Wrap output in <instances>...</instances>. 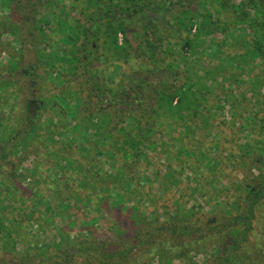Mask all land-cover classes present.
<instances>
[{"label":"rangeland","instance_id":"rangeland-1","mask_svg":"<svg viewBox=\"0 0 264 264\" xmlns=\"http://www.w3.org/2000/svg\"><path fill=\"white\" fill-rule=\"evenodd\" d=\"M56 1H59L58 7L53 11L56 19L51 21L50 27L44 28L39 24L40 22H37L40 21L39 18L37 21L34 19L35 23L37 22L36 25L41 27L35 28L33 25L30 30L24 28L22 38L17 34L11 36L0 29V78L10 74L6 68L11 58L9 53L16 58V53L22 50L25 44L40 61L43 73H38L41 81L37 84V89L38 93L41 92L42 98L47 99L46 105L44 104L37 118L35 110H32V115L29 114L27 117L26 106L21 107L17 101L23 92H20L18 87L23 84V80L16 85L17 95L13 87L0 92V117L4 114L5 117L10 118L12 111L15 110L16 116L23 119L21 122L24 127L27 126L29 118L31 122L37 119L39 133V140L28 142L24 152L12 156L10 160L14 162L13 164H17L18 180L24 188L15 195L16 200L32 214L33 222L28 225L29 222L25 217L17 220L18 226L19 224L21 226L19 232L23 237V241L16 244V253L19 255L0 258V264L4 260L10 262L13 261L12 258H19L26 252L24 247L27 245H30L29 248L32 249L29 251V259L33 264H93L99 259L98 256L78 251L80 249L78 242H84L82 238L92 237L94 231L95 237L101 236L106 216L98 207V190L93 191L90 187L82 188L74 179L78 174V168L83 165L81 163L85 161L82 157L85 154L81 155L79 147L81 144H86L87 138H82L70 130L65 131L67 127L70 128L73 125V121L66 118L65 111L62 109V107L67 109L68 104L77 106L79 101L84 100L87 95L80 87V79L73 81L68 67L69 61L73 60L77 54V49L83 48L84 43H87L84 40L86 34L92 37L90 45L93 46L91 51L94 53L90 55V58L93 60V65L98 64V67L101 64L104 65L102 69H99L98 75L104 80L103 88L108 92V97L102 99L105 109H110L107 105V100L110 98H117L120 101L117 107L133 109L151 91L149 82L154 83L156 88H162L160 82L167 80L181 85L187 78L193 77L192 72L206 79L204 81L214 88V94L206 93L205 95L207 107L213 106L216 102L214 96L223 95L226 92L237 95L235 99L228 97L227 101H223L219 110L212 109V113L216 112L214 117L207 114H201L198 117L184 114V121L167 123L168 125L164 126L158 125L152 135L145 132H139L140 137L137 134L132 135L133 138L136 136L140 145H144V139L147 143L157 142L158 144L146 155L149 164L139 157L138 160H133L130 168L137 177L141 176L138 193L144 197L148 196L150 203H138L140 196L135 195L133 202L121 205L120 211L125 215L127 210L136 204L139 213L143 215L139 218H146L148 224L153 217L157 220V226H154L156 232L152 234L151 241L166 240L170 242V245H181L182 248L184 244L188 245L186 252L181 250L176 254L155 251L150 260H145L143 257L141 263L264 264V192L258 190L259 186L264 185V133L261 132L264 127V62L253 61L258 63L253 65L251 63L254 71L241 74L242 69L245 71L243 66L246 67L243 59L236 57L235 62L230 66L225 58L227 55L234 56L233 54L236 53L240 55L242 53L240 48L228 49L221 57L214 53L215 48L207 50L201 45H195L191 52L183 53L181 47L185 35L182 30L179 31L177 28L176 33L168 30L166 36L163 35L165 34L164 26L161 23H158L161 27L160 36L150 37L156 48L154 60L148 61L149 56L146 53H143L142 59L129 57L126 59L128 61L117 60L112 50L114 38L110 36V33L105 34L111 28L120 27L118 24L116 26L117 20L114 22L116 17L113 13H109L107 18L102 16L99 20L100 24H97L98 29L95 35L87 30L89 26L87 18L92 16V12L104 10L110 5L117 9L123 6L121 1L115 3L111 0ZM186 1L194 8L198 5L196 10L199 11V15L203 13L204 7H199L201 4L199 0ZM238 2L239 0L235 5H238ZM1 3L0 23L3 24L11 13L3 10ZM165 4H168L165 10L172 4L180 9L179 0H166ZM209 7L210 5L207 8L213 14V8ZM165 10L164 13H167ZM106 11L109 12L108 9ZM149 12L152 14L147 18V23H144V32L140 28L132 27V32L127 35L130 46L126 51L132 55L140 53V48L144 49V35L149 34L156 27L154 18L158 13L150 10ZM230 13L232 15V12L226 9L222 19H226ZM41 14L43 15L44 12ZM59 18L62 19L63 24L61 30L57 22ZM244 29L239 28L237 32L242 33L243 36L247 33L246 37L249 39L252 31ZM39 30H42V33ZM29 31L34 34L33 37L27 34ZM187 36L194 40L196 27ZM64 38H69L72 44L64 42ZM216 39V41L221 40V35H216ZM117 45L124 46V37L121 39L117 36ZM100 56H102L101 60ZM84 59L87 61L86 57ZM51 64H54V67L50 68ZM215 65L221 66L222 72L213 73ZM90 73H83V77L87 79ZM133 80L140 82L143 86L139 88L137 84L131 82ZM27 91L26 95L20 98L21 101L26 102L29 98L30 92ZM5 93L10 94L5 95ZM57 95L66 98V106L61 107V104H57ZM29 100L30 98L28 102ZM15 104L17 107H14ZM53 104L58 105L54 108L55 110H51ZM109 112L115 119V112L113 110ZM130 114L122 116V118H130V121L128 119L123 121L122 126L127 127L131 124L133 115ZM82 117L81 114L77 115L79 122ZM120 126L118 125L119 128ZM184 126H187V129H184ZM90 133V131L87 132V134ZM123 138L120 137L121 140ZM69 144L70 146L67 147L66 145ZM93 155L92 151L88 156ZM143 155L140 153V156ZM114 159L120 160V155L114 156ZM44 164L48 168L54 167L53 172L48 171V175L52 174V176L54 171H58L57 165L66 168L56 178L57 181H62L63 179L60 180V178L66 175L67 183L54 185V188L48 191L42 190L43 199L50 194L52 197L54 195L58 197L70 193L76 198L78 196L83 198L84 203H77L74 197H69V206L65 211L60 210V214H57L59 211L56 209L54 214L45 213L43 199L38 205H34L29 194H25V190H30V184L35 180L36 175L40 174L41 177L43 172L38 170L40 165ZM36 168H38L37 172ZM71 168L75 170L71 171ZM106 170L105 167L104 171ZM171 171L178 178V185L173 187L167 183L168 189L163 192L159 182H167L168 173L171 174ZM110 172L113 171L110 170ZM145 172L148 173L146 174L148 180H144ZM67 174H71L72 177H68ZM51 178L47 177L43 181L44 186L41 187L45 189L46 185L49 186ZM10 183V181L6 182L8 188ZM5 190L4 188L0 191L7 194ZM249 190L254 194L250 195ZM3 204L6 202L4 201ZM13 205L11 201L6 205L9 207L4 211L7 217L22 213L17 208L19 205ZM95 219L97 222L93 223ZM115 220L116 218L113 221ZM58 229L62 230L61 233L68 235L70 243L75 245H68V241L57 247L60 244ZM47 245L49 248L45 252V257L38 248H44ZM67 249L72 253L69 258L65 256L68 253H63ZM141 249L145 250L143 247L138 251Z\"/></svg>","mask_w":264,"mask_h":264},{"label":"trees","instance_id":"trees-1","mask_svg":"<svg viewBox=\"0 0 264 264\" xmlns=\"http://www.w3.org/2000/svg\"><path fill=\"white\" fill-rule=\"evenodd\" d=\"M55 1L56 0H1L2 3H0L3 10L9 11L11 14L6 18L3 24L0 23V29L11 36L17 34L18 37L22 38V33L25 32L24 28L30 30V27L33 25L35 28L36 26L41 27V25L44 28L50 27L52 24L51 21L56 19V15H54L53 11L58 7L59 1ZM111 1L112 3L121 1L123 6L117 9L112 5L108 6V8L105 7L104 10H101L102 16L113 13V16L116 17L119 13L129 11L128 8H126L127 6L132 5L131 7H133L135 3L142 2V0ZM185 1L186 0H179L180 9H177L175 5L172 4L165 10L167 13H164V11L160 10V7H164V0H144V3H146L150 11L160 15L156 27H154L149 34L144 35L146 41H144V49L140 48V53L133 55L126 51L130 43L127 39L128 36L124 33L123 27L120 26L116 29L113 39L114 47L112 49L113 53H115V58L125 61H128L126 59H129V57L133 59H142L143 53H146L149 56L147 59L148 61L154 60L156 48L150 37L156 38L160 36L159 32L161 27L158 26V23H161L164 26L165 34L163 35L167 36L168 30H173L174 33L177 32V28L179 31L182 30L185 35L181 47L183 53L186 51L191 52L195 45H201L207 50L215 48L214 53L219 54L221 57L228 49L233 50L240 48L242 50L240 55L236 53L233 54L234 56L227 55L225 58L231 66L233 62H235L236 57H241L247 67L243 66L246 72L242 69L241 74L254 71L253 67H251V63L253 65L257 62L253 61H259L260 63L264 62V0H239L238 5H235L238 0H199L201 2L199 7H204V11L200 13V15L198 14L199 11L196 10L198 5L194 8L189 2L187 3L186 1L185 3ZM116 5L118 6V3ZM209 5L213 8V14L207 8ZM154 7L156 8L153 9ZM107 9L109 12L106 11ZM226 9L230 10L232 15L230 13V16L226 19H222ZM113 10H117V13H114ZM43 12L44 14L42 15L41 13ZM37 18H39L40 21H37ZM34 19L40 22L39 24L41 25H36L37 22L35 23ZM57 22L61 30L63 28L62 19L59 18ZM194 27H196V36L194 40H191L187 35H190ZM239 28L251 30V37L247 39V33L243 36L242 33L237 32ZM39 31L42 33V30ZM119 33L124 36V46L117 45V36ZM27 34L31 37L34 36L31 31ZM86 35L84 40L87 43H84L85 46H83V48L77 49V54L74 59L69 61L67 58H64L66 61H69V74L73 76V81L80 79V87L87 93L85 96L86 98L79 101L77 106H71L70 104L66 106V98L60 95L56 96L57 104H61V107L64 105L67 107V109L62 107L65 111L66 118L73 121V125L70 128L67 127L65 131L70 130V132L74 134L77 133L82 138H87L86 144H81L79 147L81 155H83V153L85 154V156H82L85 161L81 163L85 167L81 165L79 167L81 170L78 168V174L75 175L76 177H74V179L82 188L90 187L93 191L98 190V207L106 216L101 236L95 237L94 231L92 237L82 238L84 242H78V247H80L78 251L98 256L99 259L93 264H143L141 263L143 257L145 260H150L155 251L173 254L181 250L186 252L188 245L185 244L182 248L181 245H170V242L166 240L159 242L151 241L152 234L156 232L154 229L156 227L154 226H157V220L153 217L148 224L145 220L146 218H141L143 215L141 212L139 213L136 204H133L125 215L120 211L121 205L133 202V197L135 195L140 196L138 203H150L148 196L145 195L144 197L138 193L140 192L139 189L141 184L139 180H141V178L139 177L141 176L137 177L130 168L132 167L133 160H138L139 157L149 164L146 155L152 152L158 144L157 142L147 143L144 139V145H140L138 144L136 136L133 138L132 135L137 134V136L140 137L139 132L152 135L158 125L164 126L167 123L173 124L172 122L184 121V114L197 117L201 114H207L214 117L213 115L216 114V112L212 113V109L216 111L219 110L223 101H227L228 97L230 99H235L237 95L232 92H226L223 95L214 96L216 102L213 106L207 107V98L205 95L206 93L208 95L214 94V88L208 85L207 81H204L206 79L201 78L196 72H192L191 75L193 77L187 78L181 85L167 80L160 82L163 86L162 88H156L154 83L149 82L151 91L148 92L144 100L139 101L133 109L117 107L120 104L117 98L108 99L107 105L110 109H105L104 104H102V99L103 97H108V92L103 88L104 80L100 79L98 75L99 69H102L104 65L101 63L99 67L98 64L93 65V60L90 58V55L94 53V51H91L92 46L90 45L92 37L91 35ZM216 35H221V40L216 41ZM19 40L21 41L22 39ZM64 42L72 44L69 38H64ZM208 43H210V45H208ZM27 47L28 46L24 44L22 50L16 53V58L12 53H9L11 58L6 68L10 74L0 78V92L1 90L5 91L9 87H13L17 95L18 89L16 85H18L19 81L23 80V84L18 86L19 91L23 92L20 94L17 101L21 107L26 106L27 117L32 113V110H35V117L37 118L46 105L47 99L42 98L41 92L39 91L38 93L37 89V84L41 81L40 78H38V73H43L40 67V61L35 58L34 52L29 51ZM83 56H87V61ZM101 58L102 56H100V60ZM236 64H238L237 61ZM53 65L54 64H51L50 68L54 67ZM122 66H124V63ZM216 71L222 72V67L215 65L213 73ZM85 72H91L87 79L83 77V73ZM125 77L128 78V76ZM131 82L137 84L139 88L143 86L140 82L135 80ZM27 90L30 92L29 102V98L26 102L21 101L20 98L26 95L28 92ZM10 93H5V95ZM118 96L119 94L117 97ZM15 99L16 96L14 97V100ZM58 105L56 106V104H53L51 110H55L54 108H57ZM14 107H17V104H15ZM129 107L131 108L130 105ZM110 110L115 112V119H113L109 112ZM79 114L83 116L80 122L77 118ZM126 114L133 115L131 116L132 122L127 127L124 125L122 126L124 123L123 121L127 119L130 121L129 117L122 118V116ZM22 120L23 119H19L16 116L15 110L12 111V116L10 118L5 117L4 114L0 117V190L5 188V191L8 192L5 194L3 191H0V258H6L7 256L16 257L15 255H19L16 253V244H18V242L21 243L23 237L19 232L21 226L20 224L18 226L17 220H22L25 217L26 221L29 222L28 225L33 222L32 214L27 212L23 204L16 200L15 195H18L24 188L20 180H18L19 174L17 164H13L14 162L10 161L12 156L24 152L23 150L28 146V142L31 140H39L37 119L31 122L29 118L26 127L23 126ZM93 120L95 122H93ZM118 125L122 127L120 126L119 128ZM183 128L187 129V126ZM88 131L91 133L87 134ZM118 132L121 133V135H119ZM261 132L264 133V127ZM121 136L124 137L122 140L120 139ZM66 146L68 147L70 144ZM92 151L94 155L89 157L88 155ZM140 153L144 155L140 156ZM116 155H120V160L114 159ZM41 165L39 170L36 168V172L38 170V172L41 171L43 174H41V177L40 174L36 175V178H34L35 180L30 184V190H25V194H29L34 205H38L43 199L44 194L42 190L48 191V189L54 188V185H65L67 183V178H65L66 175L60 178V180L63 179L62 181H57L56 178L59 176L60 172L66 170V168L57 165L58 171H54V175L52 176V174L48 175V171L53 172V170H55L54 167L48 168L46 164L43 166ZM105 167L107 168L106 171H104ZM70 170L74 171L75 169L71 168ZM110 170L113 172H110ZM146 174L148 173H144V180H148ZM174 174V172L171 174L168 173L167 182H159V184L162 185L161 189L163 192L168 189L167 183H170L173 187L178 185V178ZM67 175L68 177H72L71 174ZM47 177L52 178L48 183L49 186L46 185L44 189L41 186H44L43 181ZM9 181L11 182L9 185L10 189L6 184V182L8 183ZM258 190L264 192V185L259 186ZM249 194L253 195L254 193L249 190ZM69 197H74L77 203H84L83 198L80 196L76 198L70 193L58 197L55 195L52 197L50 194L49 197L45 196L42 200L45 213L54 214L55 209L59 211L57 214H60V210L65 211L69 206ZM4 201L6 204H3ZM10 201L14 204L13 206L19 205L17 208H19L23 214H13L7 217L4 211L9 208L6 207V205H8ZM86 201L88 202V200ZM139 216L141 217L139 218ZM175 216H177V214H175ZM114 218H116L115 221H113ZM92 222L96 223L97 219ZM61 232L62 230L58 229L60 244H58L57 247H59L61 243L69 241L68 235ZM67 244L75 245L74 243H70V241ZM29 247L30 245L24 247L26 252L19 258L16 259L11 257L13 261L8 262V260H4L2 264H33L29 259V251H32ZM143 247L145 250L141 249L138 251V249ZM48 248L49 245L44 248H38V250L45 256V252H47ZM63 253H68L65 255L67 258L72 255L68 249ZM47 259L51 261L49 257H47Z\"/></svg>","mask_w":264,"mask_h":264},{"label":"flooded vegetation","instance_id":"flooded-vegetation-1","mask_svg":"<svg viewBox=\"0 0 264 264\" xmlns=\"http://www.w3.org/2000/svg\"><path fill=\"white\" fill-rule=\"evenodd\" d=\"M165 2H166V0H164V4H165ZM138 3H135V5H133V7H131L132 5L127 6L126 8H128L129 11H127V12L124 11L122 13H119L116 16V18H114V22L117 20L115 22L116 26H117V24L122 26L124 28V31H125L124 33L126 35H129L130 32H132L131 31L132 27H137L138 29L140 28V30H142V32H144V23L145 24L147 23V18L149 17V15L152 14L151 12H149V9L147 8L146 3H144V0H142V2H140L139 5H138ZM160 6H162V5H160ZM167 6H168V4H165L164 7H160V10L164 11L165 7H167ZM157 7H159V6H157ZM155 8L156 7H154L153 9H155ZM94 12H92V16L89 17V19L87 18L88 25H89L88 26V28H89L88 32L92 35L96 34V30L98 29L97 24H100L99 20L102 17V15H101L102 12L100 10H96ZM113 12L117 13V10H113ZM99 16H100V18H99ZM103 16L105 18L108 17V15H103ZM155 16L156 17L154 18L155 19L154 23L157 24L158 17H160V15L155 14ZM116 29L111 28V30H109L108 32H105V34L110 33V36H113V38H114ZM118 36L121 37V39L124 37L123 34H121V33H119ZM92 48H93V46H92ZM85 57H87V56H85ZM109 77H110V75H109Z\"/></svg>","mask_w":264,"mask_h":264}]
</instances>
